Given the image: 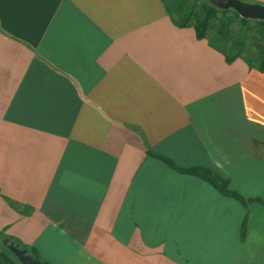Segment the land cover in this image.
Listing matches in <instances>:
<instances>
[{"label":"crops","instance_id":"crops-1","mask_svg":"<svg viewBox=\"0 0 264 264\" xmlns=\"http://www.w3.org/2000/svg\"><path fill=\"white\" fill-rule=\"evenodd\" d=\"M227 54L162 0H0V231L46 264H264V204L179 169L264 199V69Z\"/></svg>","mask_w":264,"mask_h":264},{"label":"trees","instance_id":"trees-1","mask_svg":"<svg viewBox=\"0 0 264 264\" xmlns=\"http://www.w3.org/2000/svg\"><path fill=\"white\" fill-rule=\"evenodd\" d=\"M166 11L170 15V17L174 20L176 24L179 25H192L195 29L196 35L198 38L202 37H208L210 39V42L214 45L216 43L208 36V30L211 26L212 19L213 18H220L218 28L216 30V36L219 38H227L228 34L226 32V27L231 22V17L228 15V12H232L233 15L238 17L240 21L244 24H248V28L251 27L249 23L252 22L253 27H255L258 36L254 39V45L257 48V54L255 56L252 55H246L245 58L247 62L251 66H256L258 69L263 70L264 69V21L262 19H250L240 16L236 11L234 10H228V9H219L213 5H211L209 2H202L201 8L203 11L202 16H196L194 14L193 7H190L186 13L183 15L175 16L173 15V8L180 7L183 5V3L178 0H162ZM220 13V15H219ZM194 14V15H193ZM193 18V21H192ZM215 36V37H216ZM234 44L236 45V49L232 52L226 55V59L228 61L234 59L236 56H239L242 52L244 53V46L245 42L242 38H235ZM256 53V52H255ZM255 60L257 62H255ZM148 152L154 153L153 150L148 149ZM156 154V153H155ZM164 160L168 161V163L173 164L170 162L171 160L165 156H161ZM180 170L187 171L189 173H192L194 175H197L208 182H210L216 189H218L221 193L225 195H229L232 197H235L236 199L246 203L247 201L251 200H257L264 204V199L260 196H252L247 199H245L238 191L231 189L228 185V181L219 176L218 174L211 171L209 168L204 166H190V167H182L179 168ZM245 232V221L242 222L241 227V234L243 235ZM0 236L7 237L10 240L14 241V243L18 244L20 247L27 248V251L31 253L33 256L40 258L37 250L34 246H29L20 240L16 238H11L10 236L5 235L0 231ZM0 264H22L16 255L6 246L3 244V248H0Z\"/></svg>","mask_w":264,"mask_h":264},{"label":"rangeland","instance_id":"rangeland-1","mask_svg":"<svg viewBox=\"0 0 264 264\" xmlns=\"http://www.w3.org/2000/svg\"><path fill=\"white\" fill-rule=\"evenodd\" d=\"M182 2L183 5L177 8H173V15H183L187 12V10L190 7H193V10L195 11L194 14L196 16H202L203 11L201 8L202 2H208V0H178V2ZM193 14V15H194ZM220 15V13H219ZM228 15L231 17V22L226 27V32L228 34L227 38H221L217 37L216 30L219 25L220 18H213L211 26L208 30V36L220 47L228 50L229 53H232L236 49V45L234 44L235 38H242L244 39L245 46H244V53L248 55L255 56L257 54V48L254 45L255 38L258 36V33L253 27L252 22L249 23L251 27H247L248 24H244L240 21L238 17L232 14V12H228ZM193 21V18H192ZM216 36V37H215ZM256 52V53H255ZM255 62H257L255 60ZM7 237L0 236V248H3V244L6 245L3 242V239ZM7 246V245H6Z\"/></svg>","mask_w":264,"mask_h":264},{"label":"water","instance_id":"water-1","mask_svg":"<svg viewBox=\"0 0 264 264\" xmlns=\"http://www.w3.org/2000/svg\"><path fill=\"white\" fill-rule=\"evenodd\" d=\"M213 6L228 9L231 8L240 16L250 19H262L264 21V4L258 2H244L241 0H209ZM3 242L16 255L22 264H46L43 260L33 256L27 248L20 247L9 238H4Z\"/></svg>","mask_w":264,"mask_h":264}]
</instances>
